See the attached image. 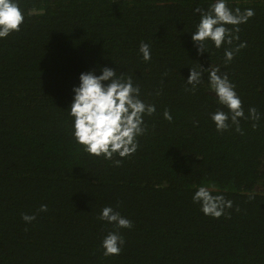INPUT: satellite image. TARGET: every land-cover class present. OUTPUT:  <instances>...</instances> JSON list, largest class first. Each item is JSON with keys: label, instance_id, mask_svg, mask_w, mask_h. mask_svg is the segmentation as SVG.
<instances>
[{"label": "trees", "instance_id": "obj_1", "mask_svg": "<svg viewBox=\"0 0 264 264\" xmlns=\"http://www.w3.org/2000/svg\"><path fill=\"white\" fill-rule=\"evenodd\" d=\"M208 3L20 0V31L0 39V264H264V0H228L255 11L228 46L247 44L230 63L225 46L198 55L191 41L194 9ZM141 41L151 45L149 62ZM196 64L218 67L235 85L240 132L216 131L209 114L227 109L207 74L186 91ZM100 67L131 76L157 109L144 117L138 150L118 167L73 141L64 112L79 74ZM251 107L259 122L246 118ZM209 184L232 201L218 219L192 201ZM105 206L133 227L100 221ZM112 231L125 244L104 256L101 241Z\"/></svg>", "mask_w": 264, "mask_h": 264}, {"label": "clouds", "instance_id": "obj_2", "mask_svg": "<svg viewBox=\"0 0 264 264\" xmlns=\"http://www.w3.org/2000/svg\"><path fill=\"white\" fill-rule=\"evenodd\" d=\"M198 22L191 32V41L197 49V54L208 53V45L215 49L224 47V61L230 63L246 43H239L234 47L233 41L239 40L241 24L246 23L255 15L252 8L229 7L228 0H209L207 9H194ZM25 20L20 6V0H0V39L19 32ZM232 26V27H228ZM143 61L149 62L152 58L151 45L141 41L138 48ZM189 74L184 83L195 90L207 74V85L214 94L218 104L227 111L218 109L209 114L216 131H227L235 127L240 132V120L245 119L242 101L237 94L235 85L227 74H222L218 67L203 68L200 64L188 67ZM97 71L99 74H97ZM72 99L67 110L71 119V137L82 150L97 158L112 160L119 166L122 159L134 154L139 148V139L147 132L145 116L156 113V106L146 103L141 98V88L135 84L132 77H125L109 67H100L81 72L78 83L71 88ZM159 94V93H157ZM163 119L172 121L171 112L165 109ZM259 122L261 114L256 108L248 109L246 117ZM256 127V123L253 124ZM118 156L119 159H113ZM214 184L196 187L192 195L194 204L200 205V212L213 219L225 215V210L232 207V201L218 192ZM40 212L47 211V205H41ZM25 223L36 219L35 215H22ZM99 220L114 225L116 229H131L132 222L122 216L111 206H105L99 214ZM125 244L124 238L118 231L109 232L101 241L104 256L119 255Z\"/></svg>", "mask_w": 264, "mask_h": 264}]
</instances>
